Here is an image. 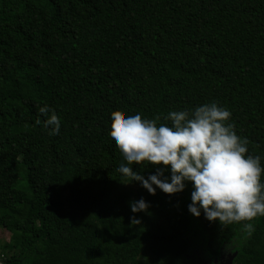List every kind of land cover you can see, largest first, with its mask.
I'll return each mask as SVG.
<instances>
[{
  "label": "trees",
  "instance_id": "1",
  "mask_svg": "<svg viewBox=\"0 0 264 264\" xmlns=\"http://www.w3.org/2000/svg\"><path fill=\"white\" fill-rule=\"evenodd\" d=\"M211 102L230 110L264 166V0H0L8 263L194 264L228 251L235 264H264V216L249 236L245 222L192 215L190 182L151 195L117 171L113 111L171 126L170 111ZM45 104L58 135L44 128ZM132 167L145 178L157 170ZM140 198L150 207L134 214Z\"/></svg>",
  "mask_w": 264,
  "mask_h": 264
},
{
  "label": "clouds",
  "instance_id": "2",
  "mask_svg": "<svg viewBox=\"0 0 264 264\" xmlns=\"http://www.w3.org/2000/svg\"><path fill=\"white\" fill-rule=\"evenodd\" d=\"M38 113L49 134L58 135L61 121L56 111L45 104L38 106ZM230 118V110L216 102L170 111L165 119L171 126L140 113L124 116L113 111L109 135L123 158L117 171L151 195L157 189L175 195L190 182L192 215L203 212L207 220L221 225L245 222L242 232L250 236L255 230L250 221L264 216V166L259 155L249 153L248 139L236 133ZM132 165H155L157 170L145 178ZM149 207L143 198L130 202L134 214ZM140 223L135 215L130 218L131 225Z\"/></svg>",
  "mask_w": 264,
  "mask_h": 264
},
{
  "label": "flooded vegetation",
  "instance_id": "3",
  "mask_svg": "<svg viewBox=\"0 0 264 264\" xmlns=\"http://www.w3.org/2000/svg\"><path fill=\"white\" fill-rule=\"evenodd\" d=\"M233 255V253L228 251L220 252L219 256L212 260L211 262H205L204 260L195 261L194 264H226V261L229 260V258ZM235 259L233 260V264H235ZM9 264V263H8Z\"/></svg>",
  "mask_w": 264,
  "mask_h": 264
},
{
  "label": "rangeland",
  "instance_id": "4",
  "mask_svg": "<svg viewBox=\"0 0 264 264\" xmlns=\"http://www.w3.org/2000/svg\"><path fill=\"white\" fill-rule=\"evenodd\" d=\"M135 189V188H134ZM10 233L5 229L0 230V245L10 240ZM9 255H4L2 249H0V264H8Z\"/></svg>",
  "mask_w": 264,
  "mask_h": 264
},
{
  "label": "water",
  "instance_id": "5",
  "mask_svg": "<svg viewBox=\"0 0 264 264\" xmlns=\"http://www.w3.org/2000/svg\"><path fill=\"white\" fill-rule=\"evenodd\" d=\"M236 256H237V253L233 254V255L229 258V260L226 261V264H233V260H234V258H236Z\"/></svg>",
  "mask_w": 264,
  "mask_h": 264
}]
</instances>
